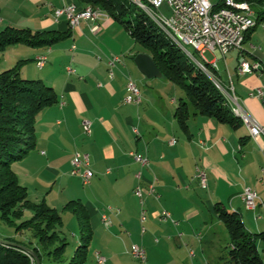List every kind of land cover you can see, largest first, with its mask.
<instances>
[{
	"label": "crops",
	"instance_id": "0c3cea01",
	"mask_svg": "<svg viewBox=\"0 0 264 264\" xmlns=\"http://www.w3.org/2000/svg\"><path fill=\"white\" fill-rule=\"evenodd\" d=\"M70 1L82 7L78 0H0V29L6 24L66 34L49 46L43 68L36 64V57L48 47L13 45L20 51V60H27L22 76L43 79L55 88L59 99L37 116L35 149L13 164L20 182L29 186V180L47 177L64 183L75 194L80 192L76 199L86 205L93 230L86 264H95L97 251L107 257L105 264H230L228 256L223 258L219 229L225 223L216 207L221 204L239 212L251 232L264 231L261 204L248 209L243 198L247 186L264 195V132L253 138L243 122L237 128L194 113L192 106L189 128H181L175 116L179 99L172 95V82L156 80L164 76L147 77L135 63V56L147 51L134 53L138 42L106 13L74 28L64 16L57 21L54 7ZM254 38L253 32L246 48L262 69L242 74L236 61L231 71L226 55L228 75L219 72V76L222 83H233L239 103L264 126V98L250 94L264 83V56ZM232 51L238 59V50ZM117 54H123L124 60L110 77L107 61ZM68 66L75 71L68 73ZM129 78L141 89L140 104L124 102ZM228 99L240 116L236 99ZM85 119L92 121L91 134L83 131ZM135 126L139 135L133 131ZM172 139L175 144L170 143ZM76 151L90 156L94 176L88 184L71 173ZM131 152L146 155L149 165L136 160ZM197 166L207 172L205 188L196 177ZM151 184L158 196L148 193ZM137 185L145 191V221L135 194ZM165 210L170 218H163ZM104 214L110 217V225L103 220ZM77 229L79 244L78 221ZM133 243L146 249L145 262L131 254Z\"/></svg>",
	"mask_w": 264,
	"mask_h": 264
},
{
	"label": "trees",
	"instance_id": "16d2710c",
	"mask_svg": "<svg viewBox=\"0 0 264 264\" xmlns=\"http://www.w3.org/2000/svg\"><path fill=\"white\" fill-rule=\"evenodd\" d=\"M237 1H248L255 10L257 23L246 33L245 43H248L252 33L260 24H264V0ZM78 2L82 7L99 6L121 23L146 48L145 51L153 57L163 76L185 90L186 97L179 99L175 111L181 128H189L191 106L194 113L214 117L237 128L241 126L243 120L233 112L227 95L214 78L179 48L143 8L131 0ZM222 5L223 1L217 3V6ZM65 36L54 30L7 25L0 31V62L4 51L10 46L26 44L49 47ZM26 61L22 59L14 67L0 70V218L13 226L17 233L31 232L33 238L29 242L13 237L2 238L9 242L0 241V264H37V258L40 264H86L93 230L89 211L83 201L72 199L64 207L74 213L80 230V243L74 254L66 258L69 241L62 235V215L45 200H32L27 186L20 182L13 168L14 162L22 160L36 147L39 113L59 102L53 86L41 78L22 76L21 67ZM212 69L218 79L219 70ZM218 80L223 87L221 79ZM216 210L229 232L227 247L230 262L264 264L259 248V242L264 244V231L257 233L248 230L240 213L235 210L221 204L217 205ZM28 212L31 215L26 217ZM16 243L30 248L33 253Z\"/></svg>",
	"mask_w": 264,
	"mask_h": 264
},
{
	"label": "built area",
	"instance_id": "2783aa9c",
	"mask_svg": "<svg viewBox=\"0 0 264 264\" xmlns=\"http://www.w3.org/2000/svg\"><path fill=\"white\" fill-rule=\"evenodd\" d=\"M223 1L222 6H217V3H213L211 0H155V3L159 4L160 11L163 12L162 7L167 5L171 9V15H165L167 27L174 33H182L186 41L189 42V46H197V49H201V60H208L205 56V52L210 50L216 55L214 60L224 58L232 50H238V63L237 69L240 73H253L260 71L262 65L253 64V58L249 59V51L246 48L245 37L246 33L253 28L256 23L255 10L251 3L248 1H239L241 7H248V15L239 16V14L228 13L227 3ZM149 8V5H147ZM105 12L99 6L87 5L81 7L77 2L70 1L64 2L61 6L54 7L55 19L58 21L64 16L70 27L74 28L81 24L83 20L96 19L103 15ZM75 48V45L73 46ZM253 50L257 49L255 44H251ZM51 48L48 47L47 51L37 55L36 64L39 68H43L48 60V54ZM249 52V53H248ZM124 60L123 54H117L110 57L107 61L109 66V75L113 77L115 74V67L117 63ZM205 70H212V68H204ZM68 73H73L75 70L72 66L67 67ZM214 72V71H213ZM217 75V74H216ZM218 79H221L217 75ZM222 80V79H221ZM224 83V82H223ZM224 86L228 89L229 95L236 99L237 107L242 112L245 125L252 134L256 137L264 132V126L258 122L246 109L239 103L235 94V88L233 83ZM128 93L124 97V102L127 104H140L142 102V92L138 84L132 78L127 82ZM250 94L258 98H264V83L255 89ZM64 105L65 102H60ZM83 131L85 134H91L92 121L85 119L83 121ZM133 131L139 135L140 131L138 127H134ZM175 139L170 141L171 144H175ZM136 160L144 165H149V158L146 155L139 154L137 152H131ZM73 175H78L84 184H88L94 176V170L91 167V159L88 153L76 151L72 158V170ZM196 177L200 179L202 186L207 187V172L200 166L196 167ZM264 183V168L262 169V177ZM149 194H156L154 184H151L148 189ZM135 194L140 199V203L144 206L145 191L141 185L135 187ZM243 198L245 200L246 207L248 209H255L258 203L261 204L264 211V195H261L253 187L247 186L243 191ZM142 221L146 220V210L142 208ZM171 214L167 210L163 212V218H170ZM103 220L106 224H111V219L107 214L103 215ZM195 254L194 251L191 252ZM131 254L141 260H147V251L140 244L133 243L131 246ZM107 257L101 252H96L95 264H105Z\"/></svg>",
	"mask_w": 264,
	"mask_h": 264
},
{
	"label": "rangeland",
	"instance_id": "374dc122",
	"mask_svg": "<svg viewBox=\"0 0 264 264\" xmlns=\"http://www.w3.org/2000/svg\"><path fill=\"white\" fill-rule=\"evenodd\" d=\"M211 1L213 3H218L220 0H211ZM157 7L159 9V4L155 3L154 8L157 9ZM0 8H1V5H0ZM162 10L166 15H171V9L167 5H164L162 7ZM5 27H6V24L3 26L2 29H4ZM2 29H0V31ZM254 33H255L254 39L259 45H261V50H262L261 52H262V55L264 56V24H260L258 26L257 30L254 31ZM15 45L22 46L21 44L20 45L15 44ZM187 47H188V51L192 55H194V57L197 60H199L201 62H204V63L214 62V59L216 58L215 53L213 51L208 50L205 52V56L208 60H201V58L197 57V56H201V53L196 52V50L192 46H187ZM140 49L146 50V48L143 45H141L140 43H137L136 48L133 50V52L137 53V51ZM19 52L20 51L15 46L8 47L2 55V60L0 62V70L9 69L11 67H14L17 63H19V61H20V56H18ZM236 55H237V52H235V51H230L227 54L228 66H229L231 71L234 70L235 65H236V61H237ZM249 59H252V58L249 56ZM216 63H217V67H218L219 72H221L223 75H228V70H227L228 67H227L225 59L224 58L219 59V60H217ZM25 64H26V62H24L22 67ZM30 64H33V62H31ZM22 67H21V69H22ZM156 80H160V82H163V81L169 82V80L166 79L165 77L159 78ZM171 84H173V86L175 88L172 92V95H174L178 99L186 97V92L183 88L179 87L178 85L174 84L173 82ZM16 162H18V161H16ZM16 162H14V163H16ZM29 181H30L29 186H27V185L26 186L29 187L28 192H29L30 198L36 202H40L42 200H45L48 203V205H50L53 208H56L60 212V214L62 215V219H63L62 235L63 236L65 235L69 241L67 252H66V258L71 257L74 254V252L77 248V245H78V241H79L77 221H76V218L74 216V213L71 212L70 210L64 209L63 207H65V205L70 201V200H68V199H71L69 197H72L74 195L72 197V199H76L77 197H79L78 195L80 194V192H76V194H75L74 192L70 191V188L68 186L64 185V183H59L58 181L52 180L51 178H47V177H43V178H39V179L35 178V179H31ZM62 189H64V190L61 191ZM66 199L68 200V202L63 205L62 201L63 200L65 201ZM53 205H56L58 208L53 206ZM141 207L146 210L145 204H144V206L141 205ZM146 213H147V210H146ZM30 215L31 214L28 212L26 217H29ZM219 231H220L219 233L221 235V241H223V246H222V251L224 252L223 258L227 259L229 257L228 256V247H227L229 242H230L229 232H228L227 227L223 223L221 224ZM16 233L17 232L15 231V228L13 226L6 224L0 218V236L8 235V237H9V235H12L11 237H15V239L20 240V241H24V242H29L33 238L31 235V232H29V231H27L25 234L17 233V235H16ZM225 239H226V242H225ZM259 248L261 251V255L264 259V245L259 246ZM223 264H226V263H223ZM230 264H232V263H230Z\"/></svg>",
	"mask_w": 264,
	"mask_h": 264
},
{
	"label": "bare ground",
	"instance_id": "6f19581e",
	"mask_svg": "<svg viewBox=\"0 0 264 264\" xmlns=\"http://www.w3.org/2000/svg\"><path fill=\"white\" fill-rule=\"evenodd\" d=\"M131 1L134 2L135 4L139 5L141 8H143L151 16V18L164 30V32L168 35V37L179 48H181L203 70H205L204 68H216V69H218L217 63H216L217 60H214V62H207L208 64L197 60L194 57V55H192L188 51L187 46H189V42L184 39L182 33L172 34V31L167 27L165 15L158 9V7H157V9L154 8L155 7V0H131ZM225 3H227L228 13L239 14V16L248 15V7H241L237 0H225ZM147 5H149V8L147 7ZM192 47L196 50V52L201 53V49H197V46H192ZM206 64L207 65L210 64L212 67L206 66ZM253 64L262 65L259 61H253ZM205 71L208 72L210 74V76H212L214 78L217 85L223 89V91L225 92L227 97L230 96L228 89L223 88L224 86L222 87L220 81L215 77V75L212 73V71L211 70H205ZM240 117L243 120L242 113H241ZM243 123L245 124L244 120H243ZM250 134L253 138H256V136L254 134H252V132H250Z\"/></svg>",
	"mask_w": 264,
	"mask_h": 264
},
{
	"label": "water",
	"instance_id": "95a60500",
	"mask_svg": "<svg viewBox=\"0 0 264 264\" xmlns=\"http://www.w3.org/2000/svg\"><path fill=\"white\" fill-rule=\"evenodd\" d=\"M135 63L137 65V67L139 68V70L145 74L147 77L152 78V77H161L163 76V73L161 71V69L159 68V66L157 65V63L155 62V60L153 59V57L146 52H140L135 56ZM0 241H4V242H9L7 240H4L2 238H0ZM20 247L26 249L27 251L33 253V251L21 244H17ZM37 264H40V260L37 258Z\"/></svg>",
	"mask_w": 264,
	"mask_h": 264
}]
</instances>
